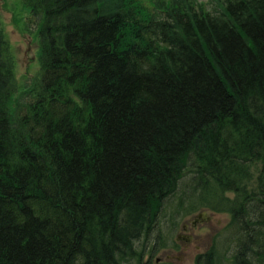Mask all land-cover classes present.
<instances>
[{"label": "trees", "instance_id": "1", "mask_svg": "<svg viewBox=\"0 0 264 264\" xmlns=\"http://www.w3.org/2000/svg\"><path fill=\"white\" fill-rule=\"evenodd\" d=\"M23 5L26 85L0 18V264H151L199 206L228 221L192 264H264V0Z\"/></svg>", "mask_w": 264, "mask_h": 264}, {"label": "rangeland", "instance_id": "2", "mask_svg": "<svg viewBox=\"0 0 264 264\" xmlns=\"http://www.w3.org/2000/svg\"><path fill=\"white\" fill-rule=\"evenodd\" d=\"M28 10L23 0H0V18L5 32L8 51L14 64L17 84H28L39 69L38 41L33 32L34 25L28 26ZM20 92V91H19ZM171 212L157 232L161 233L157 247L150 257L151 264H192L199 252L208 249L215 235L228 221L224 211L199 206L184 213L177 220H171Z\"/></svg>", "mask_w": 264, "mask_h": 264}]
</instances>
